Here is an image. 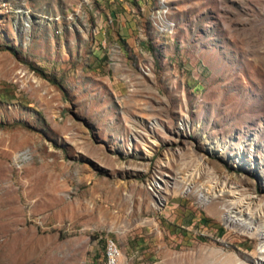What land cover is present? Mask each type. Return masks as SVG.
Masks as SVG:
<instances>
[{
  "label": "rangeland",
  "instance_id": "1",
  "mask_svg": "<svg viewBox=\"0 0 264 264\" xmlns=\"http://www.w3.org/2000/svg\"><path fill=\"white\" fill-rule=\"evenodd\" d=\"M96 1L0 0V264H264V0Z\"/></svg>",
  "mask_w": 264,
  "mask_h": 264
},
{
  "label": "bare ground",
  "instance_id": "2",
  "mask_svg": "<svg viewBox=\"0 0 264 264\" xmlns=\"http://www.w3.org/2000/svg\"><path fill=\"white\" fill-rule=\"evenodd\" d=\"M186 189H188V186L186 187ZM233 190H235V189H233ZM234 194H235L234 200H236V198L240 199V196H239L240 194L238 193V191H234ZM198 195H199L200 199L205 200L204 195H202V194H198ZM239 202H241V200ZM246 203L247 202L243 203L238 210H233L230 207L228 209H226L225 213L223 214V219H225L226 222L233 224L234 227H236L237 229H242L244 232H252L251 233L252 235L260 237L262 240V243L260 246V250L257 252L262 253V252H264V226L255 225V220H254V217L252 216L253 214L250 216V218L244 217V210H245V208L248 207L247 205H245ZM108 244L111 246L112 258H113V260H115L116 256L118 255V252L116 250V246L113 243V241H111L109 239H108ZM261 260L264 262V257H262Z\"/></svg>",
  "mask_w": 264,
  "mask_h": 264
},
{
  "label": "crops",
  "instance_id": "3",
  "mask_svg": "<svg viewBox=\"0 0 264 264\" xmlns=\"http://www.w3.org/2000/svg\"><path fill=\"white\" fill-rule=\"evenodd\" d=\"M135 1L137 3L140 2V0H97L96 3L98 5H100V7H103L104 8L103 10H105V13L108 15V17H110L109 15H111V16L112 15H114V16L116 15L117 16L118 14L121 13V12L118 13L115 10L112 9V7H114L115 4L116 5L119 4V5H121L120 7L126 8L125 4H128V5L131 6V4L133 2H135ZM120 7H118V8H120Z\"/></svg>",
  "mask_w": 264,
  "mask_h": 264
},
{
  "label": "built area",
  "instance_id": "4",
  "mask_svg": "<svg viewBox=\"0 0 264 264\" xmlns=\"http://www.w3.org/2000/svg\"><path fill=\"white\" fill-rule=\"evenodd\" d=\"M105 255H104V259H105V263L104 264H114V260L112 258V254H111V246L108 244V239L105 242Z\"/></svg>",
  "mask_w": 264,
  "mask_h": 264
}]
</instances>
